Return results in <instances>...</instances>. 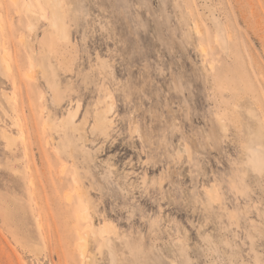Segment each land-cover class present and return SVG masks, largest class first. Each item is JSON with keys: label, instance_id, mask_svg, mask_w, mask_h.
<instances>
[{"label": "rangeland", "instance_id": "1", "mask_svg": "<svg viewBox=\"0 0 264 264\" xmlns=\"http://www.w3.org/2000/svg\"><path fill=\"white\" fill-rule=\"evenodd\" d=\"M51 1L0 0V264H264V0Z\"/></svg>", "mask_w": 264, "mask_h": 264}, {"label": "bare ground", "instance_id": "2", "mask_svg": "<svg viewBox=\"0 0 264 264\" xmlns=\"http://www.w3.org/2000/svg\"><path fill=\"white\" fill-rule=\"evenodd\" d=\"M45 1H51V0H45ZM52 2V6L58 8V3H56L55 1H51ZM29 10V8H28ZM56 18L53 19L52 21V25L55 27L56 25ZM9 99V97L7 98ZM3 140H4V144H5V149L8 153V160H10V162H12L13 164L9 166V169L17 174V168L16 165L14 164V161L17 159V153H18V143L16 141V138L12 137L11 135L3 132L2 134ZM5 207V206H4ZM6 213V212H4ZM7 215V214H6ZM8 216V215H7ZM10 217V216H9ZM84 251V250H83Z\"/></svg>", "mask_w": 264, "mask_h": 264}, {"label": "crops", "instance_id": "3", "mask_svg": "<svg viewBox=\"0 0 264 264\" xmlns=\"http://www.w3.org/2000/svg\"><path fill=\"white\" fill-rule=\"evenodd\" d=\"M51 4H52V2H51ZM54 9H57L56 7H53Z\"/></svg>", "mask_w": 264, "mask_h": 264}]
</instances>
